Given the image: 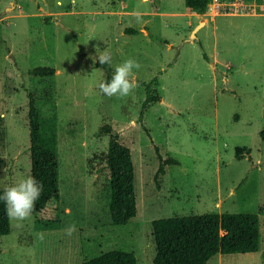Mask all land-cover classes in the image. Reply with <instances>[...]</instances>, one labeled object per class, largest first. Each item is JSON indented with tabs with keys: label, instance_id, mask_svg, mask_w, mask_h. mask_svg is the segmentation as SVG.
<instances>
[{
	"label": "rangeland",
	"instance_id": "374dc122",
	"mask_svg": "<svg viewBox=\"0 0 264 264\" xmlns=\"http://www.w3.org/2000/svg\"><path fill=\"white\" fill-rule=\"evenodd\" d=\"M105 51L114 70L137 60L136 82L157 77L147 132L142 86L125 97L98 87ZM36 66L55 72L35 77ZM28 92L55 125L59 196L23 221L9 216L0 264H79L111 249L154 264L153 219L210 212L258 214L261 241L205 264H264V0H209L203 14L184 0H0V188L31 176ZM115 134L135 172L137 213L122 226L106 212ZM237 148L248 156L236 159ZM157 153L174 162L155 178Z\"/></svg>",
	"mask_w": 264,
	"mask_h": 264
},
{
	"label": "trees",
	"instance_id": "16d2710c",
	"mask_svg": "<svg viewBox=\"0 0 264 264\" xmlns=\"http://www.w3.org/2000/svg\"><path fill=\"white\" fill-rule=\"evenodd\" d=\"M209 0H184L185 8L197 14L206 11ZM134 28L124 29V33L133 34ZM151 37L158 39L154 35ZM159 40V39H158ZM161 42L166 43V40ZM106 82L111 79L114 69L109 64H99ZM55 72L53 67L36 66L28 70L35 77H48ZM157 77L149 81L137 79V84L145 91L141 103L138 121L144 130L143 116L146 108L160 100L153 92ZM103 93V92H102ZM104 94V93H103ZM27 120L29 131V152L31 176L43 184V191L35 202L34 210H42L51 199L59 196L57 135L55 125L43 118L35 105V96L27 93ZM110 132L111 127L105 126ZM260 138L264 141V130ZM249 150L237 148L235 158L243 159ZM159 166L155 178L164 173V166L173 163L171 158L162 159L157 153ZM109 169L108 199L106 212L112 226L126 225L136 216L135 172L132 153L128 146L119 141L118 135L109 138L107 151L104 154ZM5 188H0L3 192ZM152 237L155 244L154 264H205L213 255L257 252L260 247L259 216L256 213L210 212L203 214L175 215L153 219ZM54 223L43 224L44 228H53ZM10 232V219L5 204L0 201V236ZM1 252V251H0ZM79 264H137L133 252L111 249L101 251L93 257L86 258Z\"/></svg>",
	"mask_w": 264,
	"mask_h": 264
},
{
	"label": "clouds",
	"instance_id": "9594fccd",
	"mask_svg": "<svg viewBox=\"0 0 264 264\" xmlns=\"http://www.w3.org/2000/svg\"><path fill=\"white\" fill-rule=\"evenodd\" d=\"M97 59L101 65L112 63L111 54L107 51L97 56ZM139 68L140 63L137 60L128 58L115 67L110 80L99 83L98 87L107 96L125 97L138 86L134 70ZM42 191L43 184L29 175L0 192V201L5 204L10 217L23 221L32 215L35 202ZM75 231V225H71L66 229V234L71 236Z\"/></svg>",
	"mask_w": 264,
	"mask_h": 264
},
{
	"label": "water",
	"instance_id": "95a60500",
	"mask_svg": "<svg viewBox=\"0 0 264 264\" xmlns=\"http://www.w3.org/2000/svg\"><path fill=\"white\" fill-rule=\"evenodd\" d=\"M199 26H197L193 31H192V34L190 36V38H194L195 37V32H196V29H198Z\"/></svg>",
	"mask_w": 264,
	"mask_h": 264
}]
</instances>
